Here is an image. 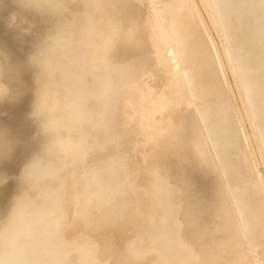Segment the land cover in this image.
Returning <instances> with one entry per match:
<instances>
[{
  "label": "rangeland",
  "instance_id": "1",
  "mask_svg": "<svg viewBox=\"0 0 264 264\" xmlns=\"http://www.w3.org/2000/svg\"><path fill=\"white\" fill-rule=\"evenodd\" d=\"M7 1L9 0H0V3L3 2L0 6H5L6 3L9 4L12 0L9 2ZM13 1L11 2V5L13 4L12 9H10V5L8 7L9 10L7 5L5 7L2 6L3 8L0 7V69H2V72H0V131L3 132V135L0 136V145H3V147L0 148V245H3L4 248L2 250L0 249V255H2L1 258L6 263L2 262L4 264H39L38 258H40V254L42 255L44 253V249H48L46 248L48 244H51L50 247L52 246V251L55 250L54 253H50V256L56 258L57 252H59L57 250L66 247V244H69V247H66L67 249L72 248V250H75L78 248L81 239L85 238H90L91 242L85 247V250L93 253L98 252L94 251L93 247L96 245V240H99V238L92 239L91 236L94 234V230L90 229L92 226L91 217H93L95 214L94 212H96V215H100L102 219L104 217L107 221L108 230L103 232L102 236L108 243L103 244L99 252L96 253V256L90 260L88 256L79 258L78 254L75 252L73 253L72 250H68L67 256L77 264H132L133 261L134 263L139 262L140 264H157V261L153 262L149 260V257L155 255V252L150 253L148 250H153L158 246V240L160 239L157 240V238L159 237L162 240L160 241L159 249H161V244L166 243L167 245V256L164 264H264V257L259 255L261 252L264 254V249L262 250V248H260L261 245L258 247L257 244L259 238H257V236L260 233L263 234L264 231L262 227H259L261 223L263 224L264 219H261L259 226L256 221V219H258V214L260 216L262 213L264 216V207L262 206V210L260 207L257 208L252 205L253 207H251L253 210L251 208L248 211L249 218H251L252 214V219L256 217L254 222L257 224L252 222L253 225L257 227L256 232H254L255 228L251 226L249 228L253 230L252 235L255 234L256 236L257 231L262 228V231H258L260 233L255 237L257 240H251L250 237L252 238V235L247 236V223L244 219L242 220V218H240L242 217V213H240L241 211L237 208L238 202L240 203L243 201H240L239 198H245L242 194L243 192L245 193L244 190L246 188L244 187L249 181L246 182L247 175H250L251 172L246 171L245 180L244 176L242 179V175H239L241 178L237 176L236 179L238 178V180L236 182L229 181L228 177L232 175V172H227L229 173L227 175L228 177L226 173L223 172L221 168L224 167V165H220L221 160L219 158L218 161L219 155L216 157V148L213 144L214 141L218 140L221 143L225 142L223 141L225 139L222 138L225 134L222 133V129L216 126H214L216 128L215 133L218 134L216 137L213 131V137L206 133L207 128L205 123L203 124V117L201 118L200 112L196 111L199 110L197 106L200 105V102L194 94L190 93V91L188 93V90L193 89L192 87L197 91H205V93H207L206 91L209 90L208 85H212V89L215 88V80L221 82H218L220 87H222L221 84L223 82H228L229 88H232L231 92L232 90L236 92H232V94H238L237 98L239 100H237L241 103L240 105H242V107L237 106V108L242 113L243 111L245 113L241 114V120L243 123H246L244 124V128L247 131L248 140L251 142L253 151L256 149L255 153L258 155L256 158H258V163L261 165L259 169H262L261 176L263 178L264 136L263 132L259 131V128L257 130V126H259V117L258 114H255L254 117L252 114L253 111L249 106V101H247V98L241 92V82L244 76L239 71L234 56L231 55L232 51L230 52L229 45H227V38L220 28L218 13L216 11H214V13L211 11L206 0H194L196 11L191 9L193 0L174 1L179 6H182L180 9L181 20H179V24L184 27L183 53L179 54L176 45L172 43L173 45L171 47L160 50L158 57L153 55L149 57V60L153 59V62H156V64L152 66L154 67L153 69L150 67L149 69L146 68V70H137L140 74L137 76L136 84L143 83V85H137L134 98L140 99L142 96L150 94L151 101L146 108L141 104V107L137 104L131 106L132 108L124 116L122 124L114 129L115 135L118 137H114L113 141L109 140V142H107L109 148L105 151L97 150L96 153L95 150H93L95 153L94 156H98L99 160L100 157H104L105 153L111 154L116 152L117 148H119L117 151L119 156H125V159L122 163L121 160L123 158H121V160H118V163L120 165L126 163V168L122 170L126 172L127 175L122 177L120 183L114 186L115 188L112 193H108L109 199L108 197L104 198L100 195V197L98 196L96 199H93L91 203L87 205H85L86 202L82 200V195L84 193V190L82 192V188L85 186L83 172H85L86 168L83 165L79 171H71L73 168L72 161L74 156H80V153L78 146L76 148L73 144L77 134L75 131L77 129L72 126H67L70 115L72 116L74 112L73 105H75L70 99L72 94L70 84L64 87L67 82L65 79L67 78H65V76L62 78L61 70H58V74H56V69H54L52 64L44 63V66H49V75H51V77L53 75L52 80H56L54 81L56 87L51 92L47 90L43 91L42 85L47 87L49 86L48 83H50L48 77L42 78L43 75L41 71L36 70L42 68L40 65L43 63V60L37 64H32L28 59L31 55L30 51L32 47L35 44H43L45 38L47 39L49 35H57L55 38L62 37V40H69L74 36L79 17L76 16L73 7H78V5L82 7V2H84V0H70L71 2H68L67 8L64 10L61 9L60 12H57L58 14L56 13L57 15L53 13V16L56 17L54 22L58 27L57 31L55 28L54 30H47L45 28L47 22L45 23L44 20L35 21V19L31 20L30 17L26 18L28 15L24 14L25 6L21 4L22 8L19 5L17 6L19 8H17V10L21 13L18 11L14 13V11H16V9H13L16 8L14 4L17 5L19 1L25 4L28 0H22L23 2L21 0ZM109 1L111 2V0H106L105 2L108 4ZM115 1L117 3V0L113 2ZM153 1L150 3L148 0V9L152 11L153 8L152 12H154V14L157 13L161 19L158 25L162 24L163 27L167 28L170 20L168 15L164 12V6L158 5L159 1ZM186 2L190 8L189 17L184 13ZM242 2L244 4L239 5V14H242L246 20L251 19V21L254 22L252 25L256 34L253 35H260L258 33L261 32L262 27L263 40L259 41V46L264 47V17L260 19L259 16L255 15L258 9H264V0H252L251 2L247 0L248 3ZM88 4L87 2V5ZM134 4L136 5V3ZM117 5L119 6L120 3H117ZM134 6L132 4V9H135ZM107 10L106 8V11ZM79 11H81L80 8L78 12ZM57 20L60 21L61 24L58 23ZM87 20L89 19L87 18ZM3 21L6 27L3 25ZM8 21L9 23H7ZM180 21H182V24ZM181 26L176 27L177 30L175 33L177 37H180ZM206 29H208V31ZM39 34L41 35L39 36ZM210 35L211 37H209ZM158 36L159 33H155L154 40H157ZM140 37V34L136 35L135 41L137 43L139 42L137 46L139 44L143 45L140 43ZM211 38H213L216 43L217 56L220 58L218 59L219 64L225 72L226 78L222 73L223 71L220 72L219 67H216L215 58L213 57H216V51L213 47V40ZM207 42L210 46L207 45ZM154 44L155 43L152 44L150 42V45L153 46ZM124 51V47H121V49L117 48L116 51H114L113 57H115L116 61L118 60L117 57L122 62L127 59H136L137 54L134 53L133 49L129 52ZM210 52L214 54L211 56V54H209ZM23 61H28L29 63H26L28 65L21 66L20 63H23ZM144 62L145 61L142 63L145 64ZM210 65H213V67L211 68ZM209 68L213 69V71L218 69L217 71L220 73L214 71V74L209 75ZM182 71L184 73L186 71L189 74L188 77L190 81L186 75L183 77ZM215 72L222 78H219ZM171 74L174 75L176 81L173 94L164 91V88L170 83V79L167 77L171 78L168 76ZM1 77H3L4 80ZM163 78H166V81L163 80ZM183 78L188 82L184 81ZM218 78L223 81L218 80ZM184 82L187 83V85ZM218 83H216V86ZM220 87L219 89H221ZM26 89L27 93L22 92ZM189 95H192L193 98ZM209 95L210 94L207 93V97ZM222 101L223 100L219 102L221 103ZM196 103L198 105H196ZM190 108H194L195 110H190ZM153 109L155 110L154 113L152 112ZM192 111H194V113L196 111L198 114L193 113L194 115H192ZM110 113H112L111 108H106V110L98 116V119L104 120ZM242 115L246 116H244L246 122L242 118ZM192 116L196 118L194 119ZM210 116L211 115H208V117L205 118L207 122H210L209 124L212 125V129H214L213 125L217 124L214 123L217 119H213L212 116ZM196 119L199 121L198 124L199 127L201 126L200 128H202L201 130L198 129L199 127L196 123L197 121H195ZM147 123L149 125H146ZM217 131H220V133ZM258 131L262 134L261 136L263 139L260 137ZM142 132L146 133L144 138L142 137ZM202 134H204L205 138L202 137ZM207 137L210 144L206 139ZM214 138L217 140H214ZM221 139H223V142L220 141ZM260 139L261 141H259ZM114 140L120 141L121 147H117ZM251 140H253V144ZM31 141L32 144H30ZM163 141H165L163 151L166 152V158L165 161H163L167 166V172L165 173L166 185L164 188V185L159 187L161 177L158 173V168L155 166L156 164L153 157L154 148L157 144L163 143ZM260 142L262 143L261 146ZM226 145H224V148ZM24 146L26 147L24 148ZM219 147H222V144H220ZM180 153L182 156L186 157V161L182 165L178 162V155H180ZM209 156H211V158ZM204 162H207V164ZM208 163L212 165L216 163L213 165L215 166L214 169L216 171L218 168L219 171L217 170L218 172H215ZM238 168L239 167H235L233 170L239 171L240 169ZM2 171L4 172L2 173ZM23 172L24 176L22 177ZM240 172L244 174V171ZM211 173L214 175L218 173V180H214L217 176L214 178ZM249 177L248 179H253L252 175ZM241 179L246 183L241 182ZM239 180H241V183H239L244 185L243 187L240 185L241 188L244 189H240L237 185V189L236 187L232 189V187H230L231 183L235 185ZM214 181H216V184ZM212 182L213 185L217 186H213ZM250 182L251 181L248 182L249 185L248 183L246 184V187H251V185H253ZM220 183L222 188L219 186ZM239 183L237 184L239 185ZM223 186L226 190H224ZM227 187L230 189H227ZM218 189H221V191ZM233 190H236L235 192L237 193L232 192ZM13 191L14 194H12ZM224 191L226 193H234L236 196L239 194V196L234 197L235 199H233V201L235 200V202L232 204L233 206L234 204L235 206L237 205L236 208L239 213L236 212L235 206L230 207L232 210L229 209V207L228 209L225 208L226 204L231 205L230 203L233 202L232 197L234 195L230 196V193V195L223 193ZM252 191L254 194V190ZM19 194L24 197V201ZM18 195L21 198H19L21 200L20 204H17L20 201L18 200ZM219 195L223 197L226 195V197L229 196V198L227 200L225 197L219 199L221 197ZM15 198H17V201ZM236 198L239 199L238 202H236ZM218 199L221 201H223V199L224 201H228L229 204L226 203L224 205L227 211H225L223 206L220 208L217 206V202L219 205L221 203ZM258 199L259 196H257V201H259ZM13 200L16 202V204H14L17 207L19 206L20 213L16 206H14V208H17L16 211L18 213L15 212V209L12 207L13 205L10 204ZM245 200L247 202L246 198ZM22 201L24 204H21ZM25 204L26 206L24 207ZM20 205L24 208L23 209L21 206L22 211ZM259 205L261 206L262 204ZM7 207L9 208L8 211L6 210ZM222 208L223 210H221ZM256 208L257 210L259 209L260 213L259 211L257 213ZM10 209H14L11 210L14 211V213L11 212ZM165 209L168 218V231L163 234L164 227L160 226L161 223H156V218H158L159 211H165ZM214 209L216 211L219 210L218 213L220 214ZM228 210L233 211L236 215L239 214L238 217L235 215L237 220H235V216L230 215ZM224 211L229 213L228 217L225 216L227 214ZM7 212H11L9 214L11 216L7 215ZM249 212H252V214ZM224 213L225 215H222ZM221 215L223 218H228L227 221L222 222L223 218ZM231 216L233 217L230 218ZM229 218L232 222L229 221ZM161 220H163V218ZM241 220L246 224L240 222ZM238 221L241 227L239 224L237 225L241 230L236 226ZM227 222L230 224L228 223L227 225ZM231 223L232 225L235 223V225H233L234 228L233 226L231 227ZM241 224L246 228L244 229L245 231L242 229ZM228 226L230 228H228ZM242 230L243 236L246 232L245 237L241 234H239V236L236 234L238 232L242 233ZM249 233L251 234L250 231ZM261 238L262 237L259 238V241ZM263 240L262 238L261 241L263 242ZM253 241H256L254 242L256 244H254ZM245 243L247 245H245ZM262 244H264V242ZM243 247H245V249ZM251 251L256 254H252ZM84 252H82V255ZM234 252H237V256ZM238 253H240V255ZM248 253H251V256L255 257L257 261L251 263L252 261L249 259L251 258L254 260V258L250 257Z\"/></svg>",
  "mask_w": 264,
  "mask_h": 264
},
{
  "label": "bare ground",
  "instance_id": "2",
  "mask_svg": "<svg viewBox=\"0 0 264 264\" xmlns=\"http://www.w3.org/2000/svg\"><path fill=\"white\" fill-rule=\"evenodd\" d=\"M9 1H7V2H9ZM105 1H103V0H84V2H82L83 3L82 7H79V5H78V7H75V8L73 7V10L76 12V16L79 17L77 20V26L75 24L76 27H75L74 36L69 40L68 39L62 40V37L61 38H58V37L55 38L57 35H55V36L49 35L48 36L49 39L45 38V42L43 44H35L32 47V49L30 51L31 55L28 58L30 60V57L35 56L36 64L43 60V63L40 65V67H42V68L36 69L37 71H39V70L41 71V74L43 75L42 78L48 77L50 80V83H48L49 86L45 87V85H42L43 91L47 90V91L51 92L56 87V85H54V81H56V80L55 79L52 80L53 75H52V77H51V75H49V68H48L49 66L48 67L44 66V63L52 64L54 66V69H56L55 70L56 74H58V70H61L62 78H63V76H65V78H67V79H65V80H67V82L64 85V87H66L67 84H70L71 91H72L70 99H71V102H73V104H75V105H73L74 106V108H73L74 112H73L72 116L70 115L69 121L67 122V126L68 127L72 126L75 129H77L75 131L77 134L75 136V141L73 144L75 145L76 148L78 146V150L80 153V156L79 155L74 156V159L72 161L73 162V164H72L73 168L71 171H79V169H81L83 167V165L86 168V169L84 168L85 172H83V174H84L83 180L85 181V186L82 188V192L84 190V193L82 195V198H83L82 200L86 202L85 205H87L88 203H91V201L93 199H96L98 196L100 197V195H102L104 198H107L108 193L109 192L112 193L114 191L113 190L115 188L114 186L117 185L118 183H120L122 177L127 175V173L122 170V169L126 168V166H125L126 163L121 164V165L118 163V160H121V158H123L121 160L122 163H123V160L125 159V156H119V153L117 152L119 148H117L116 152H113L111 154L105 153L104 157H100L99 160H98V156H94V154L97 152V150L105 151V150H107V148H109V146L107 145V142H109V140L113 141L114 137H116L114 129L122 124L123 118L127 114V112L132 108L131 106H134L136 104L137 105L141 104L144 108H146L148 106L149 102L151 101V96H149L150 94H148V93H147L148 94L147 96L146 95L142 96V98H140V99L134 98V92H135L137 85H139V86L143 85V83L142 84H139V83L136 84L137 76H138V74H140L139 72H137V70H139V71L144 70V69L146 70V68L149 69L150 67H151V69H153L154 67H152V66L154 64H156V62H153L154 61L153 59L149 60V57L152 55L158 57L159 51L164 50L166 47H168V48L171 47L173 45L172 43H174L176 45V49H177V52L179 54L183 53L182 47L184 45L183 44L184 43L183 42V28L184 27L179 24V20H181L180 9L182 8V6H179L176 2H174L175 0H155V1H159L158 5L164 6V12L169 17L170 21H169L167 28L163 27L161 23H160L161 25H158V22H161V19L157 15V13L154 14V12H152L153 8H152V11H150V9H148V5H147L148 0L147 1L146 0H117V3H120L119 6L117 5L116 1L113 2L114 0H111V2L109 1L108 4ZM149 1L151 3L153 0H149ZM242 1H244L245 3H248L247 0H206L209 7L211 8V11L213 13H214V11H216L218 13L217 15H218V21H220L219 22L220 28L222 29V31L224 32V34L227 38V41H228L227 45H229L230 52L232 51L231 55L234 56L235 63L237 65L239 71L244 76L242 78L243 80L241 82L242 86L240 83L241 92L247 98V101H249V106L251 107V110L253 111L252 114L254 115V117H255V114H258V117H259V124L258 125L259 126H257V130L259 128V131H262L263 136H264V73H261V72H264V47L259 46V41L263 40V38H262L263 33H262V27H261V32L258 33L260 35H253V34H256V32L254 31V27L252 25V23L254 24V22L251 21V19L246 20L242 14H239V5L244 4ZM249 1L251 2L252 0H249ZM11 2L9 4L6 3L7 8L10 5V9H12L13 4L11 5ZM26 2L29 3V2H32V0H28ZM26 2H25V4H22L19 1L18 2L19 4L18 3H17V5L14 4V6L16 7V8H13L14 10L16 9V11H14V13L18 11L17 10L18 5L20 7H21V5H23V6H25L24 14L28 15L26 18L30 17L31 20L35 19V21H40V20L43 21L44 20L45 23L46 22L49 23V24L46 23L45 28L47 30H51V29L54 30V28H55L57 31L58 27L56 26V24L54 22L56 20V17L53 16V13L56 14L57 12H60L61 9L64 10L65 8H67L66 6H68V2L70 3L71 1L70 0H52V1L50 0V3L45 5V11L44 12L38 11L34 8L26 7ZM34 2L36 3L37 6H41V0H34ZM87 2L89 3L88 5H87ZM192 2H193L192 6L190 3L191 9L193 11H196L197 9L195 7L194 0ZM1 3L3 4V2H1ZM1 3H0V5H1ZM134 3H136V5ZM153 3H154V1H153ZM132 4H133V6L135 5L134 6L135 9H132ZM198 4H199V2H198ZM2 6H0V7L1 8L5 7V6H3V7ZM79 8L81 11L78 12ZM106 8L108 9L107 11H106ZM48 9H51V11H49ZM56 9H57V11H56ZM8 10H9V8H8ZM201 12H202V10H201ZM19 13H21V12H19ZM19 13H18V17H19ZM184 13L186 15H188V17L190 16V8H189V5L187 2L185 3ZM10 15H11V13H10ZM246 15H247V13H246ZM255 15L259 16V18L262 19L264 17V9L263 10L258 9L256 11ZM201 17H202V15H201ZM24 18H25V16H24ZM87 18L89 20H87ZM57 22L61 24L60 21L57 20ZM180 22L182 24V21H180ZM2 23L5 26V22L3 21ZM7 23H9V21ZM206 24H207V22H206ZM178 26L182 27L180 29V37H177V34L175 33V31L177 30L176 27H178ZM200 30L202 31L201 28H200ZM206 30L208 31V29H206ZM155 33H159L157 40L156 39L154 40V34ZM138 34L141 35L140 43H142L143 45L139 44L137 46V44L139 42L137 43L135 41V39H136V35H138ZM202 34H204V33H202ZM40 35L41 34H39V36ZM209 37H211V35ZM211 39L213 40V38H211ZM211 41H209V42H211ZM150 42L152 44L155 43L154 44L155 46L150 45ZM212 42H213L212 43L213 47L215 48V51H216V53H215L216 57L215 56H213V57L215 58V64L217 66L216 65H214V66L219 67L220 72H222L223 70H222V68L219 64V60H218L220 58H219V56H217L218 52L216 49V43L214 42V40ZM36 43H38V42H36ZM207 45H209L208 42H207ZM121 47L125 48L124 52H129L130 50L133 49L134 53L137 54L136 59H134V60L133 59H127L126 61L122 62L117 57L118 60L116 61L115 57H113L114 51H116L117 48L121 49ZM14 51H15V49H14ZM209 54H211V52ZM212 54H214V53H212ZM212 54H211V56H212ZM212 58H211V60H212ZM143 61H145L144 62L145 64L142 63ZM26 63H29V62L23 61V63H20V65L21 66L28 65ZM30 63H32V62H30ZM60 64H61V66H60ZM213 64H214V61H213ZM136 66H138V67H136ZM210 67L212 68L213 65L212 66L210 65ZM211 68H209L210 70L208 71L209 75L214 74V71L218 70V69L216 70L214 68L215 70L213 71V69H211ZM32 71H34V70H32ZM186 71H185V73L182 71L183 77H184V75H186L188 80L190 81V78L188 77L189 74ZM217 72H219V71H217ZM217 72H215V73L217 74ZM222 73L224 74V76L226 78L225 72L223 71ZM217 75L219 77V74H217ZM168 76L171 77V78L167 77L168 79H170V83L167 85L166 88H164V91H167L169 94H173L175 86H176L175 77L173 74L168 75ZM213 76H216V75H213ZM3 77H1V78L4 80ZM213 78H215V77H213ZM219 78H218V80H220ZM163 80L166 81V78H163ZM183 80H184V78H183ZM183 80H182V82H183ZM184 81H186V80H184ZM186 82H188V81H186ZM215 82L218 83L219 81L215 80ZM189 83H191V82H189ZM216 83L214 84V87H215L214 89L211 88L212 85H208L209 90L206 91L212 97L210 95L207 97V93H205V91L204 92L197 91L194 89V87H192L194 89V92H193V89L190 88L191 90H188V93L190 91V93L194 94V96L200 102L199 103L197 101L200 105L197 106V108L199 107L198 108L199 110H196V111L200 112L199 114H201L200 115L201 118L203 117V119H202L204 121L203 124L205 123V126L207 128L206 133H208V135L210 134V136L213 137V133H212V131H213L215 134V137H216V135H218L217 133H215L216 128L214 126H216L217 128L222 129L223 130L222 133L225 134V136H226V138H225V136L222 137L225 140H223V139L220 140V141L223 140L225 142L227 141L226 143L223 141H222L223 143H221V142H219V140L214 141L216 139V138H214L213 144L216 148L215 149V151L217 153L216 157H217V155H219L218 161H219V158L221 160L220 165L221 164H222L221 166L224 165V167L221 168L223 170V172L226 173V176L229 174L227 172H230V173L232 172L231 173L232 175H230V177L227 176L229 181L230 182L231 181L236 182L238 180V178L242 177V179H243V176H244V180H245L246 179L245 176L247 173L246 171L251 172V173L250 172L249 173H250V175H252L253 179H248V178H250L249 177L250 175L248 174L247 175L248 177L246 180V182L248 180L251 181L250 183L253 184V185L250 184L251 187L248 186L249 181L247 182L248 187H246L247 183L242 179H241L242 181L239 180L237 182V183H239L241 181V182L246 183V184L243 183V184H245L244 188H246V189L244 191L246 194L243 192L242 195H244V197L247 199V202H246L245 198L242 197L243 199H241V198H239V199H240V201L241 200H243V201H241L239 203L238 202L239 199L236 198V202H238V204L236 203L238 205L237 208H239V210L241 211L240 213H242L241 214L242 217H240V218H242V220L244 219V221H246L247 224L242 220L240 222H243L246 224L247 236L248 235L250 236V235H252V231H253V230L249 229L250 226L255 228L254 232H256L257 227H255V225H253V223H252L256 219V217H253L254 220L252 219V216H253L252 212H254L255 209H254V211L249 212L252 214L251 218H249L250 216L248 214V211L253 206H255L257 208L260 207V209H262L264 207V177L262 178V176H261V170L262 169H259V167H261V165H260V163H258V161H259V160H257L258 158H256L258 156L255 153L256 149L254 148L255 150L253 151L251 142L248 140V134H247L246 129L244 128V124H246V123H243L241 120V114H243L244 111L242 113L237 108V106L242 107V105H240L241 103H239V101H238L239 99L237 98L238 94L237 95L232 94V92H235V91L232 90V92H231L232 88L231 89L229 88L228 82L227 83L223 82L221 84L222 87L219 86V83H221V82H219L217 84V86H216ZM185 84L187 85V83H185ZM218 86L221 89H219ZM190 87H191V84H190ZM26 91H27V89L23 90L22 92L27 93ZM186 93H187V91H186ZM235 95H236V97H235ZM173 97H174V95H173ZM190 97L193 98L192 95ZM196 98H195V100H196ZM221 100H223V101L220 103L219 101H221ZM193 101H194V99H193ZM215 103H216V105H215ZM217 103H218V105H217ZM219 104H221V105H219ZM141 105H140V107H141ZM196 105H198V104L196 103ZM196 105H195V108H196ZM106 108H111L112 113H110V115L107 116L106 119L99 120L98 116H100L106 110ZM192 109L195 110L194 108H190V110H192ZM196 111H195V113H194V111H192L191 114L192 115L198 114V113H196ZM152 112L154 113L155 110L153 109ZM208 115H211L213 119H217V121L214 122L217 124L213 125L214 129H212V125H210L209 124L210 122L208 123L206 118H205V117H208ZM244 116L245 115H242V118L245 121L246 116L245 117ZM213 119H210V120H213ZM233 120H234V123H233ZM195 121H197V119ZM198 122L199 121H197L196 123L198 124ZM146 125H149V124L147 123ZM198 127H199V124H198ZM200 127L198 128L199 130L202 129ZM203 129H204V127H203ZM217 132L220 133V131H217ZM248 132H249V130H248ZM142 135H143L142 137L144 138L146 136V133L142 132ZM202 135H203L202 137H204V134H202ZM259 135L263 139V137L261 136L262 134H260V132H259ZM34 139H36V138H34ZM206 139L208 140V137ZM218 139H220V138H218ZM251 139H252V137H251ZM116 141H115V145H117V147H121V142L120 141L116 142ZM251 141L253 144V140H251ZM259 141H261V139ZM218 142L220 144H222V147H219L220 144ZM164 143H165V141H163V143H159V145L157 144L156 147L154 148V152H153V157H154L155 164H156L155 166H156V168H158L157 170H158V173L160 174V177H161V182L159 184V187H162L164 185L163 188L166 185L165 173L167 172V166H166V163L164 162L165 158H166L165 157L166 152L163 151ZM30 144H32V141ZM209 144H210V141H209ZM224 145H226L225 148H224ZM261 145H262V143L260 142V146ZM25 147L26 146H24V148ZM212 147H213V145H212ZM124 148L126 149L125 146H124ZM93 150H95V153L93 152ZM214 154H215V152H214ZM125 155H126V153H125ZM211 156H209V157L211 158ZM213 160H214V158H213ZM185 161H186V157L182 156L180 153V155H178V162L182 165L183 163H185ZM211 161H212V159H211ZM213 162H215V161H213ZM204 163L207 164V162H204ZM215 164H213V165H215ZM209 165L211 166L212 169H214L215 166H213L211 163ZM234 166L239 167L238 169H240V170L234 171L233 170V169H235ZM20 167H22V166H20ZM217 170H218V168H217ZM217 170L215 171V169H214L215 172L219 171V170L218 171ZM240 171H244L245 175L243 174V172L241 173ZM3 172L4 171H2V173ZM215 172H214V174H215ZM211 174H213V173H211ZM214 174H213L214 178L217 176L214 180H216V179L218 180V178H219L217 175L218 173L216 175H214ZM239 175H242V176L240 177ZM237 176H239V177L236 179ZM220 177H221V175H220ZM194 182H196V181H194ZM214 183L216 184V181H214ZM237 183H235V185L233 183H231L230 187H232V189H234V187H236V185H237V186H239L240 189H244V188H241V186H240L242 184L239 183V185H238ZM212 185H213V182H212ZM223 185H224V183H223ZM213 186H217V185H213ZM219 186H220V188H222L221 183L219 184ZM243 186L244 185H242V187ZM15 188H17V187H15ZM216 188H218V187H216ZM228 188L229 187H227V189ZM236 189H237V187H236ZM224 190H226L225 187H224ZM252 190H254V192L256 193L257 196H259V199H258L259 201H257V196L255 195V193L253 194ZM208 191H209V188H208ZM219 191H221V189ZM227 191H230V190H227ZM235 191L236 190H233L232 192L237 193ZM219 193H217V194H219ZM223 193H226V192L224 191ZM229 193H226V194H229ZM234 193H230L231 195L230 194L229 195L232 196V195H234ZM239 193H240V190H239ZM12 194H14V191ZM19 195H18V200H20L21 198L23 200L24 197H22V195H20V197H21L20 198ZM219 196H221V195H219ZM235 196L236 195H234L232 197V201H233V199H235L234 198ZM237 196H239V194ZM215 197H216V194H215ZM222 197L223 196H221L220 198L219 197H217V198L222 199ZM224 197L226 198V200L229 198V196L226 197V195ZM108 199H109V197H108ZM15 200L17 201V198H15ZM15 200H13L14 202L12 201V203H10L11 205H13L12 206L13 208H14V206H16ZM260 200H261V202H260ZM23 201L21 204H24ZM25 201H27V200H25ZM196 201H197V199H196ZM219 201L221 202L220 205L217 202V206L219 208L221 206H223V208H224V205L226 203H228V201L225 202L224 199H223L224 203L221 200H219ZM20 202H21V200L17 204H20ZM234 202H235V200L232 203H230L231 205L226 204L227 207L225 206V208L228 209V207H229V209H231L230 207L233 206L232 204ZM259 204H262V205L260 206ZM215 205H216V203H215ZM21 206L22 205H20V208H21ZM25 206H26V204L24 205V207ZM234 206H235V204H234ZM236 206H235V208H236ZM8 207L6 209L7 211L9 210ZM17 208H14L15 210L10 209V211L14 210L15 212H17L16 211V209H17L18 212L20 213L19 206ZM22 208H23V206H22ZM22 208H21V211H22ZM160 208H161V205H160ZM223 208L221 210H223ZM237 208L235 209V210H237L236 212H238ZM257 208H256V210H257ZM226 209H225V211H227ZM231 210H228L230 215L235 216L236 214L233 212L234 208H233V211H231ZM252 210H253V208H252ZM14 211H11V212L14 213ZM24 211H26V210H24ZM258 211H259V209L257 210V213H258ZM11 212H7V215H9ZM216 212L218 213L219 210H217ZM94 213H95L94 216L91 217L92 226L90 227V229L94 230V234L91 236V238L92 239L93 238H95V239L99 238V240L98 239L96 240V245H94V247H93L94 251L99 252L101 246H103V244H105V243H108L105 241L106 239H104V237L102 236L103 232L108 230V225H107V221H106V219H104V217L102 219V217H100V215H98V214L96 215V212H94ZM225 213L222 215H225ZM229 213H226L227 215H225V216L228 217ZM259 213H260V211H259ZM218 214H220V213H218ZM14 215H16V214H14ZM222 215H221V217H222ZM255 215H256V213H255ZM261 215H262V213H261ZM9 216H11V215H9ZM233 216H231L230 218H232ZM236 216L238 217L239 214H237ZM236 216L234 217V218H236L235 220H237ZM260 216L258 214V216H257L258 219H256L258 224L256 222H254L258 226L260 225L259 223H261V219L262 218L264 219L263 215L261 217ZM219 217H220V215H219ZM105 218H106V216H105ZM162 218H163V220H161ZM222 218H221V220H222ZM230 218H229V221L232 222ZM248 218H249V221H248ZM167 219L168 218H167L166 209H165V211H159L158 218H156V223L157 224L161 223L160 226L164 227V229H163L164 231L162 232L163 234H165L166 231H168V229H167L168 220ZM227 219L228 218H223L222 222L227 221ZM228 223L229 222H227V225H228ZM237 224H239V226H240L239 221L236 223V226H238ZM250 224H252L253 226ZM233 225H235V223ZM233 225L231 223V227ZM241 225H242L243 230L246 229L243 227V224H241ZM262 225L264 226V222H263V224L261 223V225L259 226V227H262L264 229V227ZM229 226H228V228H230ZM239 226H238V228H239ZM259 227H258V229H259ZM233 228H234V226H233ZM233 228H232V230H233ZM253 228H251V229H253ZM262 228H260L261 230L260 229L259 230L257 229V230L261 232ZM236 229H237V227H236ZM243 230H242V233L241 232L236 233L238 230L235 233L238 234V236H239V234H241L243 236ZM249 231L251 232V234L249 233ZM258 231H257V234L260 233ZM232 232H231V234H232ZM246 232L244 233L245 235H246ZM257 234H256V236H257ZM261 234L262 233H260L257 236V238L262 237L264 239V231H263V234L262 235ZM245 235L243 237H245ZM223 236H224V234H223ZM228 236H229V234H228ZM256 236L254 234V235H252V238L250 237V239L251 240L252 239L257 240V238L255 239ZM259 238L257 240V244H258V247L261 245L260 248H262V250H263L264 244H262V243L264 242V240L262 242L261 241L262 238H261V240L259 241ZM158 239H160V240H158ZM250 239H247V240H250ZM157 240L159 241L158 246H156L155 249H153V250H148L150 253L155 252V255L152 257H149V260H151L153 262L157 261V264H164L166 256H167V245H166V243L161 244V249H159L160 248L159 244H160V241H162V240L160 237L157 238ZM258 241H259V243H258ZM254 242H256V241H253V243ZM90 243H91L90 238L81 239V242H80L78 248L75 250L74 249L72 250V248L67 249L66 247H69V244H66V247H63V248H60V250H57L59 252H57L56 258H53V256L52 257L50 256V253H54L55 250L52 251L51 250L52 246L50 247L51 244H48L46 247L48 249H44V253L42 255L40 254V258H38V262H39V264H57V263L58 264H77V263H75L74 260H70V257L67 256L68 250L69 251L72 250L73 253L75 252L76 254H78L79 258H81L83 256H88L89 257L88 259L90 260L96 256V253H98V252L93 253L90 251L87 252L85 250L86 249L85 247L88 246ZM246 243H247V241H246ZM246 243H245V245H247ZM251 244H252V241H251ZM254 244H256V243H254ZM245 247H243V248L245 249ZM253 247H255V246H253ZM0 249L1 250L4 249L3 245H0ZM240 249H242V248H240ZM82 252H84L83 255H82ZM73 253H70V254H73ZM234 253H236V256H237V252H234ZM253 253L254 252H252V254ZM238 254L240 255V253H238ZM248 254H250V257H252L251 253H248ZM255 254L256 253H254V255ZM259 255H261V257H264V254L262 252ZM1 257H2V255H0V264L6 263ZM58 257H60V258H58ZM252 258H254V260L251 258L249 259L252 261V262L250 261L251 263H253V261H257V259H255V257H252ZM263 260H264V258H263ZM132 264H140V263L139 262L134 263V261H133ZM141 264H143V263H141Z\"/></svg>",
  "mask_w": 264,
  "mask_h": 264
},
{
  "label": "clouds",
  "instance_id": "3",
  "mask_svg": "<svg viewBox=\"0 0 264 264\" xmlns=\"http://www.w3.org/2000/svg\"><path fill=\"white\" fill-rule=\"evenodd\" d=\"M50 3V0H41V6H37L36 3L34 2V0H32V2L30 3H26V7H29V8H34L38 11H41V12H44L45 11V5L46 4H49ZM49 11H51V9H48ZM30 61L35 64L36 61H35V56H32L30 57ZM0 72H2V69H0ZM3 135V132L0 131V136ZM3 145H0V148H2ZM24 176V172L22 173V177Z\"/></svg>",
  "mask_w": 264,
  "mask_h": 264
}]
</instances>
